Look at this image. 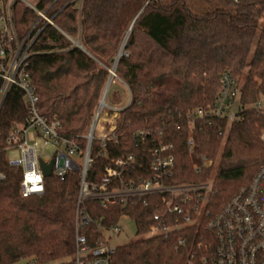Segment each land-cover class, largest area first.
Segmentation results:
<instances>
[{"label": "trees", "instance_id": "obj_1", "mask_svg": "<svg viewBox=\"0 0 264 264\" xmlns=\"http://www.w3.org/2000/svg\"><path fill=\"white\" fill-rule=\"evenodd\" d=\"M56 4L55 12L62 9L31 46L28 72L40 114L56 117L63 135L82 148L109 70L130 32L116 75L131 103L121 112L117 143H95L89 181L100 180L106 166L130 154L145 159L148 167L150 158L142 153L148 154L153 140H163L173 145L171 183L212 180L215 195L209 208L216 212L264 169V110L255 108L264 96V0H227L228 8L204 15L193 14L184 0H39L35 6L46 13ZM13 13L18 38L24 40L40 17L19 0ZM225 71L241 88L236 120L198 121L191 131L188 115L213 105ZM27 117L22 93L12 90L0 110V171L5 175L0 182V264L63 262L75 253L79 174L64 181L47 178L43 196L22 198V170L7 159L6 139ZM140 132L148 133L143 147ZM100 152L108 157L97 156ZM205 159L211 167L204 166ZM87 207L93 217H106L108 225H118L124 215L135 223L140 239L117 247L112 264H187L191 246L177 245L187 236L183 232L171 241L141 236L154 208L104 209L94 202Z\"/></svg>", "mask_w": 264, "mask_h": 264}, {"label": "built area", "instance_id": "obj_2", "mask_svg": "<svg viewBox=\"0 0 264 264\" xmlns=\"http://www.w3.org/2000/svg\"><path fill=\"white\" fill-rule=\"evenodd\" d=\"M16 1L0 2V110L9 93L16 90L23 95L28 117L24 123L15 125L11 130L6 139L5 151L7 153L15 149L20 153V159L9 161V164L22 170V198L44 195L47 178L41 162L46 166L52 165L51 177L60 181L72 173L79 174L74 264H112L117 249L113 239L122 233L123 220L134 223L128 215H124L118 225H108L106 217L95 218L88 212L87 204L90 202L104 209L121 207L126 210L136 205L154 208L152 223L141 236L171 241L177 233L183 232L187 236L179 238L177 245L182 248L191 246L187 264H195L196 260L201 264H264V169L250 185L242 187L224 208L216 212L209 208L210 200L215 195L213 182L171 183L175 170L173 145L163 140L157 143L153 140L148 154L145 151L142 153L150 158L148 167L145 159L139 160L135 154H130L106 166L100 180H88L94 163L95 143L101 142L102 146L109 141L117 143L116 133L121 112L126 108L119 110L105 103L110 85L115 79L119 80L116 75L117 65L109 70V81L84 137L85 146L82 148L77 140L63 135L61 122L56 117L51 119L40 114L39 97L28 72L30 48L41 29L53 25L56 12L50 15V10L41 13L36 9V4L29 0H19L40 17L25 39L20 40L13 13ZM46 16L49 17L40 26V21ZM121 56L122 53L118 55L116 63ZM220 84L210 108L196 109L188 115L191 131L198 121L210 123L213 119H230V116L236 120L238 112L232 115L231 107L236 99H240V84L229 71L221 75ZM258 111L263 110L258 108ZM162 134L159 132L160 136ZM139 136V146L143 147L148 133L140 132ZM188 145L190 148L194 146L192 139ZM97 156L108 157L105 152ZM204 166L211 167L212 163L205 159ZM194 169L200 171L198 166ZM34 170L43 178V191L27 190L32 187V183L26 184L25 174ZM4 179L5 175L0 171V182Z\"/></svg>", "mask_w": 264, "mask_h": 264}, {"label": "rangeland", "instance_id": "obj_3", "mask_svg": "<svg viewBox=\"0 0 264 264\" xmlns=\"http://www.w3.org/2000/svg\"><path fill=\"white\" fill-rule=\"evenodd\" d=\"M31 3L36 4L39 0H29ZM72 1V0H69ZM173 0H162V2L164 3H170ZM185 4L187 5L188 9L195 15H204L210 12H214L217 11L219 9H226L228 8L227 6V0H184ZM59 4L54 5L50 11L48 12V14H52L55 12V10L58 7ZM42 21V20H41ZM40 21V23H41ZM39 23V24H40ZM40 26H42L40 24ZM130 33V32H129ZM129 33L126 35L123 44L119 50V53H124L125 51V46L127 44V40L129 37ZM117 55V57H118ZM116 57V59H117ZM117 65L116 60L112 65V68L110 70H113V68ZM117 92L118 93V103L115 102L116 101V97H114V93ZM105 103L109 106H116L119 110L124 109L125 107H127L130 103V93L129 90L127 89V87L124 85V83H122L121 81H119L118 79H115V82L110 85L109 89H108V93L105 99ZM255 108H261L262 110H264V96H261L260 100L258 101V103L255 105ZM240 109V99H236V101L233 103L232 107H231V114H236ZM229 124L231 122L234 121V118L230 116L229 119ZM7 155V159L8 161H17L20 159V153L19 151L15 150V149H10L7 151L6 153ZM216 164H214L215 166ZM216 167V166H215ZM208 182H213L212 180L208 181ZM121 229H122V233L115 237L113 239V245L114 246H122L134 241H137L138 239H140V236H138L136 234L135 231V226L134 223L131 221H128L127 219H124L122 224H121ZM17 264H37L34 263L32 261H28V260H23L18 262ZM49 264H74L73 262V258L67 261H63V262H53V263H49Z\"/></svg>", "mask_w": 264, "mask_h": 264}, {"label": "clouds", "instance_id": "obj_4", "mask_svg": "<svg viewBox=\"0 0 264 264\" xmlns=\"http://www.w3.org/2000/svg\"><path fill=\"white\" fill-rule=\"evenodd\" d=\"M26 184L27 182L32 183V187H29L27 190L29 192L32 191H43V184H42V176L38 173V171L34 170L33 172H26Z\"/></svg>", "mask_w": 264, "mask_h": 264}, {"label": "water", "instance_id": "obj_5", "mask_svg": "<svg viewBox=\"0 0 264 264\" xmlns=\"http://www.w3.org/2000/svg\"><path fill=\"white\" fill-rule=\"evenodd\" d=\"M62 9V8H61ZM61 9H58V11L56 12V14L61 10ZM143 12V10L139 13V15L137 16V18L141 15V13ZM56 14H55V16H56ZM54 16V17H55ZM136 18V19H137ZM135 22V21H134ZM45 27H43L42 29H41V31H40V33L42 32V30L44 29ZM39 33V34H40ZM39 34H38V36H39ZM37 36V37H38ZM41 167H42V169H43V172H44V176L46 177V178H50L51 177V173H52V165H49V166H46V165H44L42 162H41Z\"/></svg>", "mask_w": 264, "mask_h": 264}, {"label": "crops", "instance_id": "obj_6", "mask_svg": "<svg viewBox=\"0 0 264 264\" xmlns=\"http://www.w3.org/2000/svg\"><path fill=\"white\" fill-rule=\"evenodd\" d=\"M114 95H115L114 97H116V101H115V102H117V103H118V93H117V92H115V93H114Z\"/></svg>", "mask_w": 264, "mask_h": 264}, {"label": "bare ground", "instance_id": "obj_7", "mask_svg": "<svg viewBox=\"0 0 264 264\" xmlns=\"http://www.w3.org/2000/svg\"><path fill=\"white\" fill-rule=\"evenodd\" d=\"M48 17L46 16L43 20L45 21Z\"/></svg>", "mask_w": 264, "mask_h": 264}]
</instances>
